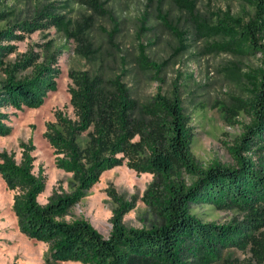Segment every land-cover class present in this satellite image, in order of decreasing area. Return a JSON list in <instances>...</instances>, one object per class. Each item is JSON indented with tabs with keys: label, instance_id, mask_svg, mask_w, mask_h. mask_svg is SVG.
Wrapping results in <instances>:
<instances>
[{
	"label": "rangeland",
	"instance_id": "obj_1",
	"mask_svg": "<svg viewBox=\"0 0 264 264\" xmlns=\"http://www.w3.org/2000/svg\"><path fill=\"white\" fill-rule=\"evenodd\" d=\"M261 16L255 17L253 0H195L193 13L172 0H0V87L9 75L32 78L37 64L45 63L58 73L52 79L55 86L40 103L0 105L7 129L0 135V162L4 155L20 166L25 154L30 155V173L43 181L35 196L41 207L71 195L77 182L71 171L60 167L65 156L50 136L56 131L68 136L69 125L80 123L72 96L87 78L103 95L116 92L115 81L123 84L130 100L138 104L132 113L146 132L152 133L156 120L144 115L141 106L151 105L157 95L175 103L190 127L188 148L196 164L203 169L215 163L235 168L234 148L254 119L261 54L247 44L242 47L249 52L228 49L231 37L221 28L225 24V29L239 32L254 23L262 43ZM93 133L94 123L76 132L80 148ZM139 139L136 133L130 141ZM242 151L250 158L258 154L264 158V147ZM116 157L121 163L101 172L97 182L56 216L59 221H85L107 239L122 202L120 218L126 228L149 230L161 222L146 196L155 174L131 168L123 153ZM178 175L185 186L192 184L184 169ZM19 191L10 188L0 173V264H90L55 259L51 241L20 229L14 211ZM189 206L203 223H247L246 214L235 207L209 202ZM256 221L250 232L253 240L194 264H264V218Z\"/></svg>",
	"mask_w": 264,
	"mask_h": 264
},
{
	"label": "trees",
	"instance_id": "obj_2",
	"mask_svg": "<svg viewBox=\"0 0 264 264\" xmlns=\"http://www.w3.org/2000/svg\"><path fill=\"white\" fill-rule=\"evenodd\" d=\"M172 1L193 13L195 0ZM253 3L255 17H263L264 0H253ZM225 27L224 24L221 29L231 37L228 49L249 52L242 47L247 44L261 54L252 101L254 119L234 148L235 168L215 163L203 169L196 164L188 148L190 127L175 103L157 95L151 105H142V113L156 120L152 133L148 132L150 129L146 132L145 124L141 127V120L132 113L138 104L130 100L123 84L115 81L116 92L103 95L87 78L81 79L72 96L80 123L69 125L68 136L58 131L55 136H50L65 156L59 162L60 167L71 171L77 182L71 195L57 197L46 206H39L35 196L41 191L43 181L30 173V155L25 154L20 166L2 155V177L10 188L21 189L14 197L20 229L30 237L51 241L53 258L90 264H194L217 256L224 248L238 247L254 239L250 232L256 227V220L264 218V158L258 153L250 158L241 150L254 152L264 147V42L258 40L254 23L245 24L239 32ZM54 70L43 63L34 65L36 75L30 79L17 80L14 75H9L0 87V105L40 103L46 91L55 86L52 79L58 73ZM2 117L0 112V135L7 131ZM91 123H94V133L87 146L80 148L76 132ZM136 133L140 139L131 142ZM147 151L149 157L145 155ZM118 153L128 158L131 168L155 174L146 196L161 215V222L149 230L126 228L120 218L122 202L111 220L112 229L107 239L85 221H59L56 216L97 182L101 172L121 163L122 158L116 157ZM181 169L190 174V186H185L180 179ZM207 202L242 210L247 223L201 222L190 213L189 205Z\"/></svg>",
	"mask_w": 264,
	"mask_h": 264
}]
</instances>
